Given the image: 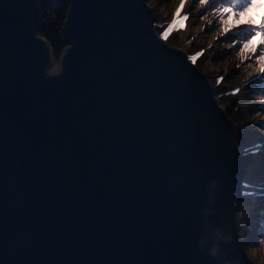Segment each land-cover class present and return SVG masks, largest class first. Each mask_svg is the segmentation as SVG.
<instances>
[{
    "label": "water",
    "instance_id": "obj_1",
    "mask_svg": "<svg viewBox=\"0 0 264 264\" xmlns=\"http://www.w3.org/2000/svg\"><path fill=\"white\" fill-rule=\"evenodd\" d=\"M69 2L54 61L40 0H0V264H254L208 77L148 0Z\"/></svg>",
    "mask_w": 264,
    "mask_h": 264
},
{
    "label": "rangeland",
    "instance_id": "obj_2",
    "mask_svg": "<svg viewBox=\"0 0 264 264\" xmlns=\"http://www.w3.org/2000/svg\"><path fill=\"white\" fill-rule=\"evenodd\" d=\"M148 1L155 16L156 32L161 36V33L173 19L178 0ZM209 2L216 7L222 5L227 7L236 3L237 8L232 12V15L235 16L240 3L246 2V0H209ZM197 7L198 4L192 5L189 2L182 10V15L183 13L189 14L187 23L190 31L194 33L192 40L187 43L179 30H173L166 42L172 47L185 48L189 55L201 53L203 50L202 54L198 56L196 67L208 77L216 92H226L229 95V99L224 105L219 104L223 106L224 110H227V117L236 122L238 147L243 148L249 140L255 141L256 144L251 149L252 151L243 148L240 155L245 169V178L263 186L264 148L257 151L255 146L264 145V127L259 126L264 124V111H261L259 107L262 102L260 92L264 94V91H257L259 86L255 85L248 89L243 87L239 93H235L234 90L241 88L242 85H245L254 77L264 75V73L257 72L255 58L241 64L235 51L244 40L252 38L253 33L248 30L247 21L251 20L255 23L257 21L255 9L264 6L260 5L257 0H253V3L244 13L247 19H241L239 24L235 20L231 21L230 32L223 35L220 33L218 17L214 14L215 10L210 9L208 13H205L207 19L213 21L216 25L213 27L208 25L206 20L198 18L199 13L194 11ZM228 15V13H225L226 18ZM256 34H259V25H257ZM260 40L264 41V35L260 36ZM229 45H232V47L230 48ZM259 51H264V48H258L257 54ZM54 61L57 60L54 58ZM238 64H241L239 68L236 67ZM220 76L223 77V82L217 84V77ZM257 79L264 81V77H258ZM257 112L261 114L257 115ZM246 200L243 199L245 203L237 215V228L239 232L243 233V239L252 236L251 240L246 243V247L252 250L250 256L254 264H264V251H261L260 247V241L264 239V235L260 234L258 226V220L264 219V198L250 197L248 202ZM256 234H259V238Z\"/></svg>",
    "mask_w": 264,
    "mask_h": 264
},
{
    "label": "snow or ice",
    "instance_id": "obj_3",
    "mask_svg": "<svg viewBox=\"0 0 264 264\" xmlns=\"http://www.w3.org/2000/svg\"><path fill=\"white\" fill-rule=\"evenodd\" d=\"M192 5H197L198 7L194 9V11L199 13V19L200 20H206L208 25H212L215 27L216 25L213 23V21L208 20L207 16L205 13H208L210 9L215 10V15L218 17V26L220 28V33L221 35L225 33L230 32V27H231V21L235 20L237 24L241 22V19H247L244 16L245 10H247L250 5L253 3V0H246V2L240 3L239 9L236 12V15L233 16L232 12L234 9L237 8V4L233 3L230 6H221V7H216L213 5L209 0H190ZM147 6V0L146 4ZM185 8V0H180L179 7L176 9V12L174 13L173 19L171 22L167 25V27L164 29V31L161 33L160 39L167 41L169 39L170 34L172 33L173 30H179L177 29V21L183 20L187 21L189 19V14H183L182 15V10ZM225 13H228V17H225ZM257 25H259V34L257 33ZM247 27L248 30H250L253 35L251 39L244 40L242 44H240L236 49V54L240 58L241 64H244L247 61H250L251 59L255 58L256 64H257V72L258 73H264V51H259L257 54V49L258 48H264V41L260 40V36L264 35V19L257 20L255 23H253L251 20L247 21ZM211 47V45H210ZM231 48L232 45H229ZM201 53L195 54V55H189L187 59L195 65L198 59V56L201 55ZM241 64H238L236 67L239 68ZM49 75H55V67H51L49 70ZM258 77H264V75H258L254 77L252 80L246 82L245 85H242L241 88L235 89V93H239L243 87H246L249 83H256L258 80ZM223 82V77H217L216 83L220 84ZM220 97L217 96V99ZM260 99H261V104H260V109L261 111H264V94L260 92ZM221 107H223L221 105ZM257 115H260V112L256 113ZM261 127H264V124L259 125ZM256 150H260L264 148V145H256L255 146ZM247 151H252L251 149ZM242 191H241V197H258V198H264V186H261L259 191L254 190L252 185H249L247 182H244L242 184ZM258 226L260 229V234L264 235V219H259L258 220Z\"/></svg>",
    "mask_w": 264,
    "mask_h": 264
},
{
    "label": "trees",
    "instance_id": "obj_4",
    "mask_svg": "<svg viewBox=\"0 0 264 264\" xmlns=\"http://www.w3.org/2000/svg\"><path fill=\"white\" fill-rule=\"evenodd\" d=\"M69 6V0H40V18L36 25V32L47 39L55 60H58L64 47L69 44L61 33L64 26L63 21L68 15ZM257 80L258 83H249L245 88L248 89L255 85L259 86L257 91H264V81ZM246 204L248 203L246 202ZM256 235L259 238V234Z\"/></svg>",
    "mask_w": 264,
    "mask_h": 264
},
{
    "label": "bare ground",
    "instance_id": "obj_5",
    "mask_svg": "<svg viewBox=\"0 0 264 264\" xmlns=\"http://www.w3.org/2000/svg\"><path fill=\"white\" fill-rule=\"evenodd\" d=\"M189 2H190V0H185V5H186L187 3H189ZM179 4H180V0H178L177 3H176V7H177V8L179 7ZM183 14H186V13H183ZM177 29H179V31L181 32V35H182L183 39H184L187 43H189V42L192 40V38H193V36H194V35H193L194 33H192V32L190 31L187 21H183V20H179V19H178V21H177ZM217 96L220 97V98L217 99V100H218V102L221 103L222 105H224V103L229 99V95H227L226 92H219V93L216 92V97H217ZM221 104H220V105H221ZM255 144H256V143H255L254 140H249V141L245 144V146H244L243 148H245V150H249V149L254 148L253 146H254ZM243 148H238V149H239V154L242 153ZM241 159H242V158H241ZM244 182H247L249 185H252V186H253V189H254V190H257V191H259L260 187L262 186V185H260L259 183H256V182H253V181H250L248 178L243 179V183H244ZM243 183H242V184H243ZM263 186H264V184H263ZM242 190H243V189H242ZM251 198H252V197H251ZM255 198L258 199V197H255ZM244 199H247L246 201L248 202V199H250V197H244ZM262 200H263V199H262ZM250 202H252V201H250Z\"/></svg>",
    "mask_w": 264,
    "mask_h": 264
},
{
    "label": "clouds",
    "instance_id": "obj_6",
    "mask_svg": "<svg viewBox=\"0 0 264 264\" xmlns=\"http://www.w3.org/2000/svg\"><path fill=\"white\" fill-rule=\"evenodd\" d=\"M257 2L260 5L264 6V0H257ZM255 15H256L257 20L264 19V7H260V8L255 9ZM238 225H239V222H238ZM238 234L241 236V239H243V233L240 232ZM260 247H261V251H264V239H262L260 241ZM251 251L252 250H250V249H247V248L245 249L246 254H249Z\"/></svg>",
    "mask_w": 264,
    "mask_h": 264
}]
</instances>
